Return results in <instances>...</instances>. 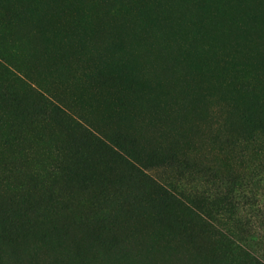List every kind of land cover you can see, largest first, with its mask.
<instances>
[{"label": "rangeland", "instance_id": "rangeland-1", "mask_svg": "<svg viewBox=\"0 0 264 264\" xmlns=\"http://www.w3.org/2000/svg\"><path fill=\"white\" fill-rule=\"evenodd\" d=\"M0 264H264V0H0Z\"/></svg>", "mask_w": 264, "mask_h": 264}, {"label": "trees", "instance_id": "trees-1", "mask_svg": "<svg viewBox=\"0 0 264 264\" xmlns=\"http://www.w3.org/2000/svg\"><path fill=\"white\" fill-rule=\"evenodd\" d=\"M205 195L206 197L205 198H210L212 197V193L211 192H205ZM231 195V198H232V195H233V192L231 193L230 191L227 192V194H224L223 198H227ZM229 200V199H228ZM230 202V200H229ZM229 202L226 203V201L224 202H220V204L218 205V207L216 208V210L214 211V213H217V214H220V215H223V212L226 213L227 210H225L226 206L229 204Z\"/></svg>", "mask_w": 264, "mask_h": 264}]
</instances>
